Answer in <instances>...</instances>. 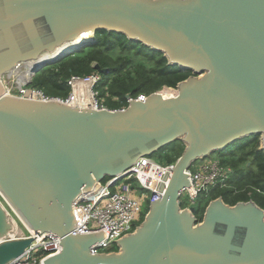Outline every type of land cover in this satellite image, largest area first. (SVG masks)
<instances>
[{
    "label": "water",
    "instance_id": "obj_1",
    "mask_svg": "<svg viewBox=\"0 0 264 264\" xmlns=\"http://www.w3.org/2000/svg\"><path fill=\"white\" fill-rule=\"evenodd\" d=\"M102 30L192 75L175 95L163 96L165 88L121 110L6 93L10 70L34 62L19 77L26 89ZM86 33L93 37L80 40ZM250 137L264 152V0H0V194L29 230L60 238L61 251L44 264H264V209L254 201L230 206L220 197L202 220L180 201L195 163ZM177 141L185 149L144 221L116 242L118 251L93 255L107 236L77 233L73 205ZM12 229L0 204V264L34 242L7 239Z\"/></svg>",
    "mask_w": 264,
    "mask_h": 264
},
{
    "label": "trees",
    "instance_id": "obj_2",
    "mask_svg": "<svg viewBox=\"0 0 264 264\" xmlns=\"http://www.w3.org/2000/svg\"><path fill=\"white\" fill-rule=\"evenodd\" d=\"M96 65L109 70L108 74L102 75L99 89L101 100L111 110L128 107V96L137 99L165 88L176 89L179 83L192 75L171 66L163 54L130 41L125 35L102 30L96 33L94 43L38 71L31 87L48 96L67 97L70 93L67 80L73 75L97 73ZM184 149L185 145L177 141L159 151L156 161L162 165L175 164ZM212 158L232 167L235 175L227 187L216 188L197 199L195 214L198 220L203 219L209 203L220 197L230 206L254 201L264 209V152L260 150L259 137L241 140L215 153ZM147 212L148 209L139 225ZM113 250L118 251V248L113 247Z\"/></svg>",
    "mask_w": 264,
    "mask_h": 264
},
{
    "label": "built area",
    "instance_id": "obj_3",
    "mask_svg": "<svg viewBox=\"0 0 264 264\" xmlns=\"http://www.w3.org/2000/svg\"><path fill=\"white\" fill-rule=\"evenodd\" d=\"M30 68L24 72L22 71L23 73L16 79L9 78L8 74L2 78L8 95H15L16 85L20 84L16 96L23 97L29 93L28 97L30 99L59 101L70 106L96 111L109 109L101 100L99 87L102 83V75L100 73L97 72L87 76H71L67 80L70 93L63 98L48 96L41 90L31 86L26 89L23 88L26 81L19 80V77L29 71ZM171 90L176 94V89ZM144 98L145 96H140L137 99L128 96L127 103L129 105L134 100ZM211 160L212 158L202 160L205 163L202 164L201 170L198 171L194 168L196 164L202 162L199 161L187 172L191 187L181 194L180 201L183 208L195 207L197 199L202 194H209L216 188H225L233 179L235 170L232 167L225 166L219 159H214L216 161ZM173 167L174 164L162 165L153 158L143 157L123 175L101 181L99 183L100 189L91 191L73 205L77 233L81 235L104 231L107 236L91 249L93 255L116 252L113 250V247H116V242L133 233L139 226V222L145 213V206L149 209L151 203L160 199L161 194L158 193V190L163 177L166 170ZM136 186L143 192L146 199L145 203L131 196V192ZM186 201L187 204L185 205ZM0 204L8 217L16 219L21 225V231L15 233V236H11L9 233L7 239L21 236H32L34 238L31 249L24 256L9 264H44L47 258L57 255L61 251L59 237L50 233L41 234L29 230L1 194Z\"/></svg>",
    "mask_w": 264,
    "mask_h": 264
},
{
    "label": "bare ground",
    "instance_id": "obj_4",
    "mask_svg": "<svg viewBox=\"0 0 264 264\" xmlns=\"http://www.w3.org/2000/svg\"><path fill=\"white\" fill-rule=\"evenodd\" d=\"M93 37V34L92 33H86V34H84L81 38H80V40H88V39H91ZM61 49H63V48H61ZM61 49H59V50H57V52L56 53H59V51H61ZM51 55H53V54H50V56ZM46 56L48 57V54H46ZM45 55H43V57H46ZM23 64V63H22ZM29 65L26 67V65H25V67L24 68H22L23 67V65H19V66H17L16 68H14V69H12V70H10L9 72H8V76H9V78L10 77H12V78H14V79H16L19 75H21L24 71H26V70H28L29 68L28 67H30L32 64H31V62L30 63H28ZM25 69V70H24ZM23 71V72H22ZM162 94H163V96H165V97H170V96H172L173 94H175V93H173V91L172 90H165V91H163L162 92ZM9 222L11 223V225H12V231L10 232V235L11 236H15L16 234L15 233H18V232H20L21 231V228H20V226H19V222L16 220V219H10V217H9Z\"/></svg>",
    "mask_w": 264,
    "mask_h": 264
},
{
    "label": "rangeland",
    "instance_id": "obj_5",
    "mask_svg": "<svg viewBox=\"0 0 264 264\" xmlns=\"http://www.w3.org/2000/svg\"><path fill=\"white\" fill-rule=\"evenodd\" d=\"M16 92V94H18V92L17 91H15ZM15 94V95H16ZM153 159H157V156L156 155H154L153 157H152ZM209 158H212V156L211 157H208V159ZM214 159H216V158H212V160L211 161H216V160H214ZM221 161V160H220ZM205 163V161H202V162H200V163H198V164H196L195 165V169L196 170H201V168H202V164H204ZM228 167H230V166H228ZM131 196L132 197H136L138 200H140V201H143L144 203H145V198H144V194H143V192H141L140 191V189L138 188V186H136L133 190H132V192H131ZM186 198V197H185ZM183 200V199H182ZM185 205L187 204V201L184 203ZM146 209H147V206H145V211H146ZM19 226H20V228H21V225L19 224Z\"/></svg>",
    "mask_w": 264,
    "mask_h": 264
},
{
    "label": "flooded vegetation",
    "instance_id": "obj_6",
    "mask_svg": "<svg viewBox=\"0 0 264 264\" xmlns=\"http://www.w3.org/2000/svg\"><path fill=\"white\" fill-rule=\"evenodd\" d=\"M28 63H30V62H28ZM28 63H26V64H21V65H23L22 68H24L25 65H26V67H27V66L29 65ZM31 64H33V63L31 62ZM31 66H32V65H31ZM31 66H30V67H31ZM30 67H28V68H30ZM24 70H25V69H24ZM18 87H20V84H17V85H16V90H15V91H17V92H18V90H17ZM15 93H16V92H15Z\"/></svg>",
    "mask_w": 264,
    "mask_h": 264
}]
</instances>
